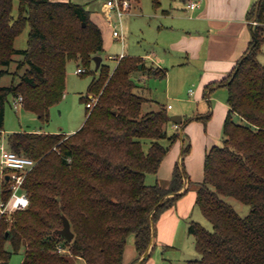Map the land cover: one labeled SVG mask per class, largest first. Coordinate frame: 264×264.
Returning a JSON list of instances; mask_svg holds the SVG:
<instances>
[{
    "label": "trees",
    "instance_id": "trees-1",
    "mask_svg": "<svg viewBox=\"0 0 264 264\" xmlns=\"http://www.w3.org/2000/svg\"><path fill=\"white\" fill-rule=\"evenodd\" d=\"M13 1L0 0V78L17 61L14 73L20 79L8 85L0 80V133L10 96L22 95L23 107L47 122L51 106L65 94L68 61L87 68L104 49L103 31L86 4L19 0L14 17ZM153 3L158 7L160 0ZM249 17L257 21L250 44L221 83L228 88L230 105L223 140L206 153L204 178L196 182V204L213 228L190 221L198 256L187 264H264V63L259 59L264 0L252 5ZM27 25V47L18 49L15 40ZM17 53L20 59H15ZM99 70L90 84V93L99 98L88 108L81 128L73 133L8 134V147L36 164L24 181L29 205L0 213L2 260L24 249L20 264H76L79 258L87 264H123L128 237L134 233L138 257L132 264H145L159 216L192 187L191 180L186 182L184 162L176 163L167 185L146 182L179 133H169L167 106L141 91L138 74L164 76L165 70L130 54L114 69L102 61ZM146 103L157 106L145 111ZM234 114L246 123L237 122ZM11 191L5 176L0 199L7 200ZM224 196L250 204L251 211L241 215ZM64 215L74 232L71 241L57 232L64 226ZM59 243L71 252H59Z\"/></svg>",
    "mask_w": 264,
    "mask_h": 264
},
{
    "label": "crops",
    "instance_id": "crops-1",
    "mask_svg": "<svg viewBox=\"0 0 264 264\" xmlns=\"http://www.w3.org/2000/svg\"><path fill=\"white\" fill-rule=\"evenodd\" d=\"M191 1H197L198 5L189 7ZM257 1L160 0L158 7L153 3L154 10L149 13V26L154 29L151 40L153 50L138 56H143L149 65L153 63L164 69L165 75L147 76L144 72L138 75L140 79L150 76L165 78L167 98H172L173 102L163 104L170 115H183V122L178 128L173 121L168 123L169 133L177 131L179 137L171 144L158 171L146 175L147 183L167 185L176 163L182 162L187 171V184L190 180H203L206 153L223 140V124L230 108L228 88L221 83L227 79L250 44L255 23L254 18L249 17V11ZM105 2L102 8H89L92 19L103 31L104 46L115 39L104 12ZM259 59L264 63V44ZM238 117L234 114L236 121ZM78 127L55 132L73 133ZM29 131L52 132L43 127ZM186 145L189 148L183 155ZM186 193L159 216L149 252L158 244L172 246L183 240L186 232H190L188 227L190 221L194 220L193 203L197 193L195 190L194 193ZM137 257L134 237V240L127 241L123 264H132Z\"/></svg>",
    "mask_w": 264,
    "mask_h": 264
},
{
    "label": "rangeland",
    "instance_id": "rangeland-1",
    "mask_svg": "<svg viewBox=\"0 0 264 264\" xmlns=\"http://www.w3.org/2000/svg\"><path fill=\"white\" fill-rule=\"evenodd\" d=\"M86 4L88 8H102L103 2L106 0H73ZM154 10L153 0H137L132 1V7L130 11L125 13L122 18V26L120 27L123 38H116L113 42H108L104 46V50L101 55L103 56V64H109L111 68L114 69L117 59L110 58L109 55H121L126 54H137L144 55L145 53L152 51L151 40L154 37V29L149 26L151 18L149 16L150 11ZM19 13V0L13 1V11L14 17H17ZM256 20V19H254ZM257 24V21L256 23ZM30 31V26L27 25L25 29L17 36L15 41V47L18 49H24L28 44V34ZM15 59H20L21 54L17 53L14 55ZM17 61H13L8 68L9 73L4 74L0 80L4 85L10 84L12 81H19V76L14 72L17 70ZM79 66V62L76 60H69L67 64V80H66V90L62 100L50 108V117L47 122H43L39 117L26 110L23 106L15 107L14 97L10 96L9 101L6 103L5 107V125L4 130L0 133V142L7 144V136L10 132L16 130H32L36 128L43 127L49 131L55 132L58 130L72 129L73 127H78L79 123H82L76 130L82 127L85 116L88 113V107L86 105L87 100L90 98V84L95 77H98L100 73V68H96L95 61L91 62L87 66V71L84 73H78L76 69ZM24 69H20L23 72ZM163 77H144L140 79L144 93L147 96H151L155 100L161 103H167L168 101L173 102L172 98H167L166 93V80ZM193 89L195 87L192 86ZM142 89V88H141ZM157 104L153 103L151 105L146 103L144 105V110L151 109V107H156ZM171 110V109H169ZM238 116V115H237ZM85 118V120H84ZM237 122L246 123L243 117H238ZM222 143V141L220 142ZM149 142L145 143L147 148ZM2 156L0 150V183L2 184ZM151 176V175H150ZM149 182V180H148ZM196 182L192 181V187L187 191L186 194H191L196 191ZM224 198L229 201L235 209L241 215H247L252 206L245 203L233 196H224ZM178 200V199H177ZM195 206V216L194 220L199 221L202 225L208 229H212V223L203 215L202 211L196 204V196L194 200ZM199 219H198V218ZM186 237L175 243L172 246H163L158 244L152 251L151 257L145 262V264H187V259L195 258L198 256L196 250L195 237L190 232H186ZM134 233L130 234L128 240H134ZM8 249H12L11 243L7 244ZM24 249L14 252L11 254L7 261L0 258V264H20L24 259ZM76 264H87L83 258L76 260Z\"/></svg>",
    "mask_w": 264,
    "mask_h": 264
},
{
    "label": "built area",
    "instance_id": "built-area-1",
    "mask_svg": "<svg viewBox=\"0 0 264 264\" xmlns=\"http://www.w3.org/2000/svg\"><path fill=\"white\" fill-rule=\"evenodd\" d=\"M198 5L197 1H191L189 7L195 8ZM132 7V0H106L104 3V12L108 25L111 27L112 34L116 38H123V33L120 29L122 26V18L125 13L130 11ZM256 23V20H253ZM125 54L119 55L110 54V58L117 59V61ZM78 73L87 71L86 67L78 66L76 69ZM141 78V77H139ZM99 96L91 94L86 102L88 108H93L98 101ZM23 96L18 95L14 98L15 107L23 106ZM174 126L178 128L179 123L174 122ZM0 150L2 156V177L9 175L11 194L7 200L0 199V213H12L16 210L26 208L30 203L29 191L24 187V181L27 174L33 169L36 160L28 155L18 153L11 150L7 144L0 142ZM59 252L70 253L71 248L61 243L57 245Z\"/></svg>",
    "mask_w": 264,
    "mask_h": 264
},
{
    "label": "water",
    "instance_id": "water-1",
    "mask_svg": "<svg viewBox=\"0 0 264 264\" xmlns=\"http://www.w3.org/2000/svg\"><path fill=\"white\" fill-rule=\"evenodd\" d=\"M93 60L95 61L96 68H100L101 63L103 61V56L101 54H97L93 57ZM170 119L173 122L181 124L183 122V115L181 114H173L171 115ZM6 178H9V175H6ZM64 226L60 229H58V233L62 234L67 238V240L71 241L74 238V232L71 228L70 220L67 216L64 215ZM149 252V251H148ZM146 256V253L143 255V257Z\"/></svg>",
    "mask_w": 264,
    "mask_h": 264
}]
</instances>
